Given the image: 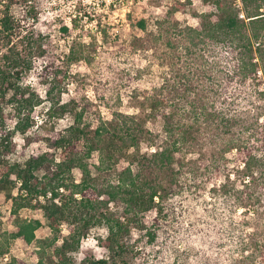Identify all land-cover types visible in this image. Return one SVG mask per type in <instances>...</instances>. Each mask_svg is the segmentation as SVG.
Wrapping results in <instances>:
<instances>
[{"label":"trees","instance_id":"16d2710c","mask_svg":"<svg viewBox=\"0 0 264 264\" xmlns=\"http://www.w3.org/2000/svg\"><path fill=\"white\" fill-rule=\"evenodd\" d=\"M17 1L0 0V46L6 48L0 56V192L6 191L15 217L4 233L5 242L0 239V257L9 253L7 240L19 239L28 246L36 239L41 221L20 218L24 207L41 208L52 232L45 246L52 247L55 257L45 263L40 256L36 264H74L70 254L80 248L90 228L101 224L107 233L98 238L108 255L84 256L81 264H130L128 249L153 247L161 233L177 223L176 209L182 208L181 219L192 226L199 220L205 225L209 247L200 253V264H238L234 253L241 254L247 232V219L238 215L245 217L260 202L257 192L264 188V0H202L203 10L192 13L195 25H182L176 18L175 12L186 8L181 2L169 7L154 29H148L146 19L137 20L135 26L143 35H134L127 49L153 50L163 68L161 79L151 89L131 91L136 111L115 109L110 119H101L94 128L91 103L55 100L53 87L45 90L43 99L22 84L36 59L46 62L51 52L36 34L25 32L17 39L21 43L14 41L23 32L9 12ZM18 44H24L23 49ZM130 80V72L120 69L109 83L116 91ZM98 96L110 107V97ZM45 100L46 120L67 114L71 118L53 140V152L29 155L23 163L9 161L5 157L16 148L15 132L24 135L27 144L39 138L33 111ZM6 114L13 120L10 127ZM157 120L162 134L147 127L148 121ZM206 135L228 137L221 156L233 152L234 165L223 179L199 182L188 156ZM94 152L95 169L111 175L101 185L88 163ZM213 171L219 172L217 167ZM205 182L210 184L208 193L201 192ZM201 197L203 205L196 213V206L189 205ZM152 210L154 216L144 223L142 214ZM64 225L67 233L62 232ZM132 228L140 237L129 243L126 235ZM227 240V252L219 254ZM254 244V264H264V239ZM3 264L26 263L11 256Z\"/></svg>","mask_w":264,"mask_h":264},{"label":"rangeland","instance_id":"374dc122","mask_svg":"<svg viewBox=\"0 0 264 264\" xmlns=\"http://www.w3.org/2000/svg\"><path fill=\"white\" fill-rule=\"evenodd\" d=\"M177 2L187 3L184 11H176L175 16L182 25H195L196 20L192 16L194 11L203 10L202 0H20L10 6L9 12L20 21L23 32L18 34L16 41L25 32L28 35L36 34L51 52L46 62L36 59L34 67L24 73L22 84L36 91L41 97L46 98L45 90L53 87L52 97L62 102L74 100L77 103L89 102L92 106L90 126L94 128L101 119L111 118L113 110L123 113H132L136 108L130 101V93L133 89H151L160 81L162 67L157 65L153 50L138 49L129 51L127 45L134 35H143L135 26L137 20L144 18L148 29L155 28V21L161 18L166 11ZM4 4L0 2V16ZM19 42V40H17ZM21 43V42H19ZM24 44H18L23 49ZM6 48L0 46V56ZM163 49L157 50L158 55ZM73 52V56L70 52ZM73 57L72 59L70 58ZM1 62V58H0ZM51 62L50 66L49 64ZM46 66V67H45ZM126 69L130 72V83L119 90H112L109 80L115 76L117 70ZM110 97V107L99 101V96ZM47 99V98H46ZM49 102L45 100L33 111L36 120L34 127L39 138L27 144L24 135L15 132L12 136L15 150L5 158L9 161L24 160L32 154L44 150L53 152L52 142L58 137L59 132L70 123L69 114L56 119L46 120V108ZM4 113H8V105H3ZM6 126L13 124L10 116L6 114ZM147 127L162 134L160 121H148ZM228 137L215 138L204 136L196 144V150L188 157L196 166L194 173L197 181H209L210 179H223L226 171H231L234 165V153L227 152L221 156L220 151ZM142 149L146 150L145 144ZM90 169L98 174L99 184L110 179V173L106 170H96L98 163L97 152L88 158ZM219 166V167H218ZM217 167L216 175L213 168ZM232 172V171H231ZM41 171L38 172L41 175ZM76 180L80 174L73 172ZM209 182H205V190L208 193ZM16 189H13L15 194ZM201 193V195L203 194ZM260 202H256L245 217L241 214L238 218H246L243 226L246 229L245 241L240 253L235 252L234 257L238 264H254L256 260L252 255L255 240L264 239V188L258 190ZM196 206V213L200 212L203 205L200 202L191 201L189 207ZM122 205L119 206V209ZM11 200L6 191L0 192V239L5 242V231H9L13 225L10 213ZM177 223L173 222L167 231L161 233L153 247L141 245L130 247L127 253V261L130 264H200V253L208 249V242L204 241L205 225L198 221L194 226L187 220L181 219L184 209L177 208ZM20 218L39 219L40 227L36 230V239L25 246L21 240H7L9 253L0 257V264L5 263L11 256L23 260L26 264H36L40 256L43 262L48 263L54 258L51 246L47 245V238L52 236L48 221L41 208L24 207L18 212ZM154 216V211L142 214L144 223H148ZM198 216V215H197ZM202 217V216H201ZM203 218V217H202ZM242 218V219H243ZM196 221H194L195 223ZM62 232L67 233L66 226H62ZM168 232V233H166ZM107 233L104 224L90 228L81 239L80 248L70 255L74 264H81L84 256L96 258L106 257L107 250L99 242L98 237ZM212 236V235H211ZM140 237V231L132 228L126 235V241L132 243ZM213 239V238H212ZM145 239L142 240L144 243ZM227 245L219 251V254L227 252ZM61 241L57 244L60 245ZM225 243V242H224ZM42 244V245H41ZM140 245V244H139ZM44 246V247H43ZM227 247V248H226ZM243 247V248H242ZM91 253L90 255L87 254ZM199 254V255H198ZM214 254V252H213ZM238 254V255H237ZM215 255V254H214ZM242 255V258H241Z\"/></svg>","mask_w":264,"mask_h":264}]
</instances>
